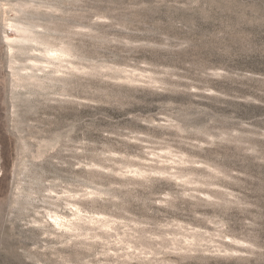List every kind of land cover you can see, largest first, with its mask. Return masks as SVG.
I'll return each instance as SVG.
<instances>
[{
    "label": "rangeland",
    "instance_id": "1",
    "mask_svg": "<svg viewBox=\"0 0 264 264\" xmlns=\"http://www.w3.org/2000/svg\"><path fill=\"white\" fill-rule=\"evenodd\" d=\"M0 264H264V0H0Z\"/></svg>",
    "mask_w": 264,
    "mask_h": 264
}]
</instances>
